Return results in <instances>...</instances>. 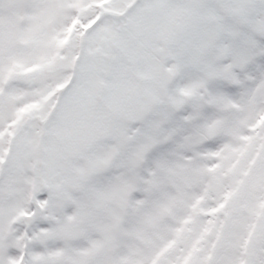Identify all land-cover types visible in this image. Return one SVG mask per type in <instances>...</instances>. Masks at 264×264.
I'll return each mask as SVG.
<instances>
[{"label": "snow or ice", "instance_id": "obj_1", "mask_svg": "<svg viewBox=\"0 0 264 264\" xmlns=\"http://www.w3.org/2000/svg\"><path fill=\"white\" fill-rule=\"evenodd\" d=\"M0 264H264V0H0Z\"/></svg>", "mask_w": 264, "mask_h": 264}]
</instances>
